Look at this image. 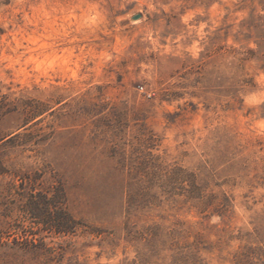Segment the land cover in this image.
<instances>
[{
	"label": "rangeland",
	"instance_id": "374dc122",
	"mask_svg": "<svg viewBox=\"0 0 264 264\" xmlns=\"http://www.w3.org/2000/svg\"><path fill=\"white\" fill-rule=\"evenodd\" d=\"M0 264H264V0H0Z\"/></svg>",
	"mask_w": 264,
	"mask_h": 264
},
{
	"label": "trees",
	"instance_id": "16d2710c",
	"mask_svg": "<svg viewBox=\"0 0 264 264\" xmlns=\"http://www.w3.org/2000/svg\"><path fill=\"white\" fill-rule=\"evenodd\" d=\"M35 216H36V218H40V216H38V215H35ZM46 218H47L46 220H45V218H43L41 222H43V223L48 222L49 225H51V226L53 225L56 229L60 228L59 230H61L62 232L67 231V228H68L67 214L65 215V217H63V218L61 217L62 221H60V220L56 221L55 219H52L51 217H47V216H46Z\"/></svg>",
	"mask_w": 264,
	"mask_h": 264
},
{
	"label": "water",
	"instance_id": "95a60500",
	"mask_svg": "<svg viewBox=\"0 0 264 264\" xmlns=\"http://www.w3.org/2000/svg\"><path fill=\"white\" fill-rule=\"evenodd\" d=\"M140 15L139 14H135L132 16V19H137Z\"/></svg>",
	"mask_w": 264,
	"mask_h": 264
}]
</instances>
